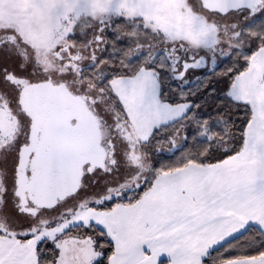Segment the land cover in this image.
Segmentation results:
<instances>
[{
	"label": "snow or ice",
	"instance_id": "6c2138e0",
	"mask_svg": "<svg viewBox=\"0 0 264 264\" xmlns=\"http://www.w3.org/2000/svg\"><path fill=\"white\" fill-rule=\"evenodd\" d=\"M0 264H264V0H0Z\"/></svg>",
	"mask_w": 264,
	"mask_h": 264
}]
</instances>
